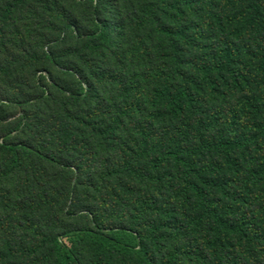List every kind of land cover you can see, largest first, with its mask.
Instances as JSON below:
<instances>
[{"label":"trees","instance_id":"trees-1","mask_svg":"<svg viewBox=\"0 0 264 264\" xmlns=\"http://www.w3.org/2000/svg\"><path fill=\"white\" fill-rule=\"evenodd\" d=\"M23 4L0 3V48ZM101 6L78 34L84 48L69 52L84 70L63 69L81 88L55 82L63 103L53 122L33 141L0 143L1 178L27 169L37 182L16 207L40 218L24 241L13 230L0 237V264H77L81 250L120 264H264V0H130L119 18L117 0L110 17ZM22 53L35 68V53ZM9 75L0 54V77ZM35 84L41 95L9 104L54 97L44 75ZM80 191L91 228L66 224L78 202L56 212L57 195L68 204ZM126 212L130 227L120 225ZM145 219L157 220L149 236ZM157 235L169 254L150 250Z\"/></svg>","mask_w":264,"mask_h":264},{"label":"rangeland","instance_id":"rangeland-1","mask_svg":"<svg viewBox=\"0 0 264 264\" xmlns=\"http://www.w3.org/2000/svg\"><path fill=\"white\" fill-rule=\"evenodd\" d=\"M3 1L11 0H0ZM24 4L12 16V23L14 26L8 30L5 40L6 48H0L2 51L3 62L10 69V75L0 77V143L8 141L22 142L33 141L36 138V126L41 125L47 127L53 121L49 117L50 113L55 115L52 110L63 103L54 83H58L63 90L72 91L80 89V83L77 81L79 77L74 74H68L63 69L66 67L72 68L73 71H83L84 67L75 57L69 55L73 47L84 48V43H79V32L87 33L91 31L94 26L93 11L94 7L101 4V14L108 16L109 8L114 0H21ZM118 8H116V18L123 16L120 5L130 0H117ZM110 3V4H109ZM208 10H206L207 12ZM208 14V13H205ZM126 16V15H125ZM124 16V17H125ZM123 17V18H124ZM65 20L69 23H76L77 27L67 29ZM118 21L122 19H117ZM210 27H205V30ZM84 41V40H82ZM32 51L34 56L38 57L39 62L35 63V68L27 66V60L24 58L23 50ZM48 55H54L57 58V63L53 64L48 60ZM33 56V57H34ZM61 56L62 59L59 58ZM30 58V57H28ZM18 61V64L14 61ZM103 64L109 68L114 64V61L104 59ZM117 69V66H114ZM86 72V71H84ZM44 73V74H43ZM44 75L47 87L53 92L54 97L45 104L34 103L30 106H18L9 104V101L15 99H22L26 101L30 97H37L41 95V91L36 88L35 81ZM94 80V79H92ZM4 102L1 104V101ZM11 103V102H10ZM27 113L32 114L31 121L27 120ZM5 159V156H0V162ZM2 172V170H1ZM1 174V173H0ZM72 178V176H70ZM74 177L73 185L76 182ZM57 189H67L63 187L62 183L57 186ZM33 190V191H32ZM34 191L37 190V182L32 173L26 171H16L10 179L8 177L1 178L0 175V237H5L10 230L15 231L16 241H24L27 237V231L33 225H36L38 219L28 217L25 214V208L16 205L18 203L24 204L25 199L35 196ZM62 191V190H61ZM80 196L76 199L71 198L68 202L64 201L62 195L55 197L59 201L61 207L56 212L63 213V206H72L70 204L78 202L79 206L73 204L78 210L72 216L71 220L64 219L67 223L72 224L77 228H91L90 218L81 210L89 205V196ZM40 196V194H38ZM133 200L128 201L132 204ZM68 209H65L67 212ZM134 214L128 212L120 214V225L130 227L133 224ZM48 219L42 221L41 224L46 223ZM50 221H53L52 219ZM157 222L153 219H145L141 225L145 228V235L149 236V229L151 224ZM2 226L4 229L2 230ZM157 240H149L147 243L155 254L165 256L171 252V244L162 242L158 235ZM87 248V247H86ZM76 253L77 264H120V259L114 257L110 259L104 256L102 262H98L95 258V253L91 250H81ZM45 264H50L51 258L49 256ZM130 262V259L126 260ZM132 262V261H131ZM132 264H136L132 262Z\"/></svg>","mask_w":264,"mask_h":264}]
</instances>
